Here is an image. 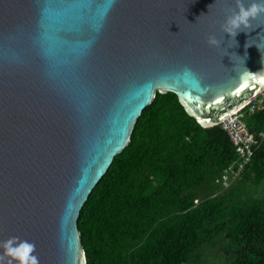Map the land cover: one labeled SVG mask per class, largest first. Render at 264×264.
I'll return each instance as SVG.
<instances>
[{
  "label": "water",
  "instance_id": "1",
  "mask_svg": "<svg viewBox=\"0 0 264 264\" xmlns=\"http://www.w3.org/2000/svg\"><path fill=\"white\" fill-rule=\"evenodd\" d=\"M229 8L234 0H0V241L34 243L39 264H86L80 210L156 92L204 128L261 94L264 15L236 44L227 34L207 44L223 39Z\"/></svg>",
  "mask_w": 264,
  "mask_h": 264
},
{
  "label": "trees",
  "instance_id": "2",
  "mask_svg": "<svg viewBox=\"0 0 264 264\" xmlns=\"http://www.w3.org/2000/svg\"><path fill=\"white\" fill-rule=\"evenodd\" d=\"M243 120L251 133L264 128L263 111ZM240 162L219 124L202 127L174 94L156 92L80 210L85 263L198 264L218 245L227 264H264V197L244 191L264 181V141L224 190L217 179Z\"/></svg>",
  "mask_w": 264,
  "mask_h": 264
},
{
  "label": "clouds",
  "instance_id": "3",
  "mask_svg": "<svg viewBox=\"0 0 264 264\" xmlns=\"http://www.w3.org/2000/svg\"><path fill=\"white\" fill-rule=\"evenodd\" d=\"M234 2L235 8L227 9L220 25L223 39H218L215 35L210 34L207 38L209 46L222 47L224 34H227L229 38L235 41L234 38L239 32L252 30V20L264 15V0H234ZM249 45L246 43L245 47ZM0 264H39V257L35 254V244L16 236L0 241Z\"/></svg>",
  "mask_w": 264,
  "mask_h": 264
},
{
  "label": "built area",
  "instance_id": "4",
  "mask_svg": "<svg viewBox=\"0 0 264 264\" xmlns=\"http://www.w3.org/2000/svg\"><path fill=\"white\" fill-rule=\"evenodd\" d=\"M245 106L247 107L246 112L243 111V106L219 123L229 136L236 155L241 159L237 167L228 168L217 179L216 182L225 189L239 176L241 178L244 167L249 162L253 151L264 141V128L256 134L251 133L243 120L246 114L251 115L257 111L264 112V90Z\"/></svg>",
  "mask_w": 264,
  "mask_h": 264
},
{
  "label": "rangeland",
  "instance_id": "5",
  "mask_svg": "<svg viewBox=\"0 0 264 264\" xmlns=\"http://www.w3.org/2000/svg\"><path fill=\"white\" fill-rule=\"evenodd\" d=\"M240 176L233 181L228 188L239 182ZM227 188V189H228ZM244 191L247 196L263 198L264 197V181L258 183L253 178L246 181ZM198 264H227V256L219 251L218 245L215 247H206L201 254V261Z\"/></svg>",
  "mask_w": 264,
  "mask_h": 264
},
{
  "label": "snow or ice",
  "instance_id": "6",
  "mask_svg": "<svg viewBox=\"0 0 264 264\" xmlns=\"http://www.w3.org/2000/svg\"><path fill=\"white\" fill-rule=\"evenodd\" d=\"M259 82L260 83H264V77L260 78V81ZM246 86H247L246 84L242 85V87H246ZM237 91H239V89Z\"/></svg>",
  "mask_w": 264,
  "mask_h": 264
}]
</instances>
